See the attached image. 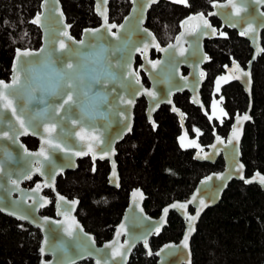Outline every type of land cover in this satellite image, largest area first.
<instances>
[{
    "label": "water",
    "instance_id": "obj_1",
    "mask_svg": "<svg viewBox=\"0 0 264 264\" xmlns=\"http://www.w3.org/2000/svg\"><path fill=\"white\" fill-rule=\"evenodd\" d=\"M92 1L94 14L98 18L99 24L94 28H84L79 38H75L71 34V25L68 23L63 12L60 0H41L39 11L31 20V23L39 30L40 46L33 50L17 49L12 59L9 80L4 81L11 83L14 66L18 64V50L39 52L41 49H47L48 51H54L59 38L58 34L64 30V25L70 26L67 30L75 40L85 39L89 42H96L93 37L85 35V30L101 29L105 21L103 15L100 13H106L107 23L109 25H117L116 29H112L113 32H117L121 25L124 27L120 33V41L113 40L102 30L100 35L103 37V43L122 49V51L117 52L116 58L122 61L130 59L132 70L136 73L137 71L142 72L147 80L148 87L144 86L142 78L139 76L143 89L155 91L157 93L156 99L147 96L143 89H140L134 83L126 81L124 93L127 98L133 99L134 103L130 107H123L116 104L117 110H122L127 115V119L124 122H121L115 111L109 113L108 121L101 126L103 136L101 144L95 148V158L92 153L80 156L73 154L77 151L87 152L88 141H79L73 135L78 129L69 127L67 123H61L60 129L64 131L61 132L60 129H57L54 135L55 139L66 150L61 152L50 149L49 160L43 161L41 172L31 171L34 167L33 161L37 158L35 156L25 155L24 150L26 146L22 144L20 139L28 136L37 139L39 145L36 150L30 151L26 149L29 153H36L42 147V139L47 140L45 133L39 126H35L34 131H31L29 134L19 135L18 142L13 143L12 140L7 139L8 134L5 130H8L7 120H16V117L14 115L10 116L7 113H0V134H2L0 135V167L3 169L0 171V213L20 222L27 223L40 231L42 237L38 249L40 255L39 264H79L85 260H91L93 264H97L98 259L103 264V260L109 258L112 251V248L106 247L107 245H111L114 248L123 246L121 250H126V264L129 263L132 253L138 246L143 248L149 258L154 255L156 264H192L191 241L196 234L199 220L206 210L220 203L223 193L232 182L237 181L245 185H257L264 193V185H261L257 180L253 179L257 174L261 176H264V174L255 171L250 176H246V168L241 160V142L244 130L246 125L252 122V67L263 53L261 35L264 31V2L257 3L256 0H233L236 3V7L241 9L237 14L232 5L229 4V0L222 2L214 1L211 4V11L208 14H190L182 19L179 24V32L174 40L166 46H161L153 32L145 26L148 12L160 2L187 7L188 0L183 4L174 3L173 0H156L155 3L150 2V0H129L131 3L130 10L119 24L109 21L110 0H107V3H105V0ZM61 13L63 14L62 23ZM201 14L208 20L211 28L216 30L215 35L211 34L210 29L204 31L197 29L196 33L191 35L187 34L199 23L197 17ZM37 15L40 16V23H33ZM211 18H216L220 22L219 29L212 25ZM249 23L252 24L255 32L242 36L241 32L248 27ZM225 28L236 31L239 37L247 40L252 50V55L245 69L238 62L232 61L231 66H226L224 72L214 79L211 109L213 112L218 111L225 115L223 107L220 106V100L215 99V96H220L222 89L232 83H238L243 88L244 94L248 98V108L245 112L235 115L231 128L225 138H220L214 132L215 138L213 143L206 150L202 151V147H200L197 139H191L189 137L185 127L184 114L180 109L175 107L173 96L177 93L187 92L190 95V102L194 106L202 107V110H204L200 90L207 78L204 66L209 62V57L204 46L205 41L225 37V35H220ZM149 33L151 35H148ZM177 37L182 38L180 43L186 49H189V45H191V48L185 52L183 57L175 55L172 49L165 52L158 51L156 47L151 46L152 41H155V44L159 48H168L170 44L177 43ZM144 43L150 45L146 49V56L134 51L135 47H142ZM74 47L75 45H72V48ZM152 50L160 55L159 58L151 59ZM64 55H69V53ZM137 56L140 58L141 64L136 71L135 62ZM205 56L208 57L207 60L204 59ZM22 58H20L19 62L22 61ZM147 60L164 61L165 63L161 64L160 69L154 72L151 70L150 65H148ZM236 66H239L241 71L248 72L250 76L241 77L240 79L232 78L239 75L235 70ZM183 69L187 71L186 74L183 73ZM201 72L204 73L203 76L200 75ZM181 77L187 78L186 83ZM220 77H224L225 80L220 81V90L217 91V80ZM141 98H144L146 101V117L154 128L153 114L162 105L170 106L171 112L176 114L180 123L181 134L177 138L178 146L182 151L194 150V161L214 164L221 157L224 166L221 171L210 173L200 179L187 200L173 201L165 206L157 218L151 217L145 212L143 204L146 196L144 192L140 188L132 189L128 197V205L119 223L115 226L112 238L98 245L94 235L85 230L76 216L80 201L77 198L69 199L60 194L56 188L57 178L63 176L66 172L77 170L78 161L89 158L93 164L97 161L108 162V185L118 190L120 188V177L116 163V147L125 137L132 133L134 109L136 102ZM169 101L171 102L169 103ZM115 103L113 100V104ZM244 115L249 116L250 119L242 122V127L239 128L238 142L232 140L229 143V140L233 136L234 126L237 124V117ZM5 116H7V120ZM128 124L131 126L130 131L127 127ZM18 132L19 129L17 128L16 133L13 134L15 135ZM217 137L222 142H218ZM193 141L195 144L192 143ZM105 148L110 152H114V155L100 159V156L103 154L102 149ZM241 165L243 166L242 170L240 168ZM113 173H115V176ZM29 175L31 178H27ZM33 176H37L40 180L32 188H24L23 183L30 181ZM10 180H16L17 185L11 184ZM246 181L251 182L246 183ZM37 186H39L38 191ZM44 190H50L54 196L55 217L42 216L40 214L42 209L47 208L51 204L49 197L43 195ZM60 197L64 199L60 200ZM193 197H196V199L193 200ZM200 199H204L207 206L200 211L198 218L192 223V230L190 231L187 217L196 215L197 209L200 207ZM73 201L76 203L73 204ZM190 201L191 203H189ZM174 204H183L186 207L173 208L172 205ZM166 208L168 209L167 213L164 211ZM189 208L193 209L194 212L190 213ZM171 212L176 213L184 222L182 237L177 243H166L153 253L149 245L150 240L158 237L162 233L163 229L168 225V217ZM73 218L76 224L79 225V228L73 230V237H68L64 229L65 227H71V220ZM156 228L160 229L158 233L156 232ZM186 235L188 236V240L187 247L185 248ZM145 240L147 241V246H145ZM110 264H125V262L117 258L114 261L110 260Z\"/></svg>",
    "mask_w": 264,
    "mask_h": 264
},
{
    "label": "trees",
    "instance_id": "obj_2",
    "mask_svg": "<svg viewBox=\"0 0 264 264\" xmlns=\"http://www.w3.org/2000/svg\"><path fill=\"white\" fill-rule=\"evenodd\" d=\"M214 1L188 0L187 8L160 2L148 12L146 27L160 45L170 43L179 32L181 20L189 14L211 10ZM41 0H0V79L8 80L11 63L17 49H37L39 30L31 23L39 11ZM63 12L71 25V34L79 38L84 28L98 26L92 0H60ZM131 7L129 0H110L109 21L119 24ZM214 25H218L213 20ZM224 39L206 42L205 50L211 58L206 66L208 79L204 96L210 91L213 77L228 64L230 57L245 64L251 57L249 43L234 31H226ZM262 55L252 67V122L247 124L241 142V160L246 176L258 171L264 174V31L261 35ZM224 105L230 114L247 109L248 98L242 88L231 84L223 90ZM175 103L187 115L189 129L197 127L201 144L211 137L210 127L199 111L190 106L186 94ZM144 103L135 106L132 133L116 147V161L120 175L118 190L108 186V166L98 162L95 169L88 159L78 162V169L57 179V190L69 199L77 198V217L87 232L94 235L98 245L110 240L115 226L127 206L128 195L140 188L146 198L144 209L152 217L173 201L186 200L198 181L211 172L223 169L221 158L214 165L193 161L191 151H181L176 138L179 126L167 107L156 114L154 131L144 117ZM228 123V122H227ZM226 123V124H227ZM225 125L219 131L224 135ZM35 146L34 140L25 141ZM190 211H192L190 209ZM52 208L44 211L51 215ZM184 229L183 221L170 213L168 225L150 240L154 253L165 243L178 242ZM40 232L26 223L0 213V264H39ZM192 264H262L264 262V193L257 185L232 182L223 193L220 203L204 212L191 241ZM79 264H93L91 260ZM128 264H156L154 255L148 257L141 246L131 255Z\"/></svg>",
    "mask_w": 264,
    "mask_h": 264
},
{
    "label": "clouds",
    "instance_id": "obj_3",
    "mask_svg": "<svg viewBox=\"0 0 264 264\" xmlns=\"http://www.w3.org/2000/svg\"><path fill=\"white\" fill-rule=\"evenodd\" d=\"M66 53L67 46L62 49L57 45L54 51L45 49L23 57L17 64V82L9 89H0L7 97L0 99V111L15 109L26 123L39 126L54 143L58 141L53 126L60 129L61 123L103 133L101 126L109 119L114 90L121 87L120 77L127 68L114 59L106 43L95 49L85 47L79 54L75 49L71 56ZM70 93L72 112L56 121V109Z\"/></svg>",
    "mask_w": 264,
    "mask_h": 264
},
{
    "label": "snow or ice",
    "instance_id": "obj_4",
    "mask_svg": "<svg viewBox=\"0 0 264 264\" xmlns=\"http://www.w3.org/2000/svg\"><path fill=\"white\" fill-rule=\"evenodd\" d=\"M150 2L155 3L156 0H150ZM174 3H179V4H183L186 3V0H173ZM257 3L260 2H264V0H256ZM105 3H107V0H105ZM229 4L232 5L233 9L235 10V12L238 14L241 9L236 7V3L233 2V0H229ZM214 6H219V5H214ZM98 12H99V8H98ZM101 15H103L104 17V25L102 26L101 29H87L85 30V35L86 36H91L93 37L96 42L94 43H88L87 40L85 39H81V40H75L68 32V28L70 27L69 25H64V30L59 32L58 34V40H57V45L59 46V48H65L67 46V53H69V55L71 56L73 54V50L75 49L76 54H79L83 51V49L85 47L89 48V49H95L97 47H102L103 46V37H101L100 33L103 30L107 36L111 37L113 40L116 41H120L121 40V31L123 30V25H121L118 29L117 32H113L112 29H116L117 25L115 24H111L109 25L107 23V16L106 13H100ZM61 23L63 22V14L61 13ZM191 19V18H190ZM197 20L199 21V23L192 28L191 32L187 33L188 35H191L193 33H196L197 29H200L201 31L204 30H211V34L215 35L216 34V30L214 28H211V25L209 24L208 20L201 14L197 17ZM33 23H40V16L37 15L36 19L33 20ZM146 31V30H145ZM255 32V29L253 28L252 24L249 23L248 27L246 29H244L241 32L242 36L248 35L249 33H253ZM207 34V33H205ZM148 35H151L150 33ZM221 36L225 35V33L221 32L220 33ZM177 43L176 44H170L168 46V48H159L158 45L155 44V41H152L151 46L156 47L158 51H168L169 49H172L174 51L175 55H179L180 57H183L185 55V52L188 51L191 48V45H189V49H186L182 43H180L181 41V37H177ZM72 45H75L74 48H72ZM150 45L148 43H144V45L142 47L137 46L135 47L134 51L140 53L141 55H145L146 56V49L149 47ZM71 49V51H70ZM112 52L114 54V59H116L117 61H121L123 64L127 65V68L125 69V74H126V78H125V74H122L120 79L123 81V83L121 84V87L118 89L114 90V101L116 102L115 104L112 103V108H111V112L115 111L116 115L120 118L121 122H124L127 119V115L124 111L122 110H117L116 108V104L123 106V107H130L133 103L134 100L127 98L126 94L124 93V89L126 87L125 82H132L135 85H137L140 89H143V85L141 84L139 75L134 72L132 70V65H131V61L129 60H125L122 61L119 58H116V54L117 52L122 51L121 48L119 47H111ZM45 51V49H41L40 52ZM36 54V52L33 51H29V50H24V51H17V58H18V62L20 60L21 57H26L29 55H34ZM205 60L208 59V57H204ZM148 65H150V68L152 71L156 72L160 69L161 64L165 63L164 61H151V60H147ZM236 72L239 73V75H236L232 78L234 79H240L241 77H249L250 74L248 72H243L239 69V66H236ZM201 76L204 75L203 72L200 73ZM167 78V77H166ZM18 79V73H17V66H14V70H13V75L11 78V83H6L4 80H0V89H9L11 87L12 84H15L17 82ZM181 79L185 80V83L187 81L186 77H181ZM221 80H225L224 77H220L217 80V91L220 90L219 86H220V81ZM227 82V81H225ZM143 91L145 92V94L153 99H156L157 93L155 91L152 90H147V89H143ZM121 92L124 93V95H121ZM0 99H7V97L4 94V91L0 90ZM72 100H73V96L70 93L67 98L65 100L62 101L61 103V107L56 109V115L54 117V119L60 120L63 116L65 115H70L72 112ZM171 101H169L170 103ZM173 111H175V109H173ZM0 113H7L10 114V116H15L16 120H7V116H5V119L7 120V129L5 130L7 132V139L12 140L13 143H17L18 142V136L19 135H25V134H29L31 131L35 130V126L30 124V123H26L25 120L23 119V117L19 114L16 113L15 109H12L10 112L9 111H0ZM226 115V114H225ZM211 119V117H210ZM250 119L249 116L244 115V116H238L237 117V124L234 126L233 129V136L232 138L229 140V143L232 142V140H236L238 142L239 139V128L242 127V122L245 120ZM155 126V125H154ZM128 130H131V126L130 124L127 125ZM17 128L19 129V132L17 134H13L16 133ZM57 128L55 127V125L53 126V132L56 133ZM102 136L103 133H99L98 131L95 130H91L88 127H80L78 128V130L75 132V137L79 140V141H88L87 143V152H82V151H77L75 153H73L76 156H80V155H85L87 153H92L93 157L95 158L96 152H95V148L101 144L102 141ZM218 142H222L219 140V137H217ZM193 144H195V142H192ZM183 146V145H182ZM21 147H23L21 145ZM53 149V150H59L61 152H64L66 149L65 147H62L60 142H56L53 144V140L52 139H47V140H43L42 139V147L40 149L39 152L36 153H29L27 152V150L25 149V155H30V156H35L37 159L35 161H33L34 167L31 169V171L33 172H41L42 170V166H43V161H48L49 160V150ZM103 154L100 156V159H104L105 157H110L111 155H114V152H110L107 150V148L102 149ZM42 158V159H41ZM113 167H115L113 165ZM241 170L243 168V166H240ZM2 167H0V171H2ZM113 175L115 176V173H113ZM27 178H31L30 175L27 176ZM254 180H257L261 185H264V176H261L259 174H257L255 177H253ZM251 181H246V183H249ZM10 183L13 185H17V181L16 180H10ZM39 190V186H37V191ZM63 197H60V200H63ZM196 197H193V200H195ZM46 203V201H45ZM73 204H75L76 202L73 201ZM191 203V201L189 202ZM199 208L197 209V213L195 216H188L187 219L189 221V226H190V231L191 229V225L192 223L198 218L200 211L206 207V203L204 199H200L199 200ZM173 208H185L186 205H172ZM165 213H167L168 209L166 208ZM79 228V225L76 224L74 218L71 220V227H65V233L68 237H73L74 236V229ZM159 228H156V232H159ZM187 240H188V236H185V243H184V247H187ZM127 243V242H126ZM145 246H147V241L145 240ZM107 248H112L110 257L107 259L103 260V264H110V260H116L117 258L123 262H125L126 264V250L122 251L121 249L123 248V246H120L119 248H114L111 245H107ZM43 251V249H42ZM97 264H101V260H97Z\"/></svg>",
    "mask_w": 264,
    "mask_h": 264
},
{
    "label": "flooded vegetation",
    "instance_id": "obj_5",
    "mask_svg": "<svg viewBox=\"0 0 264 264\" xmlns=\"http://www.w3.org/2000/svg\"><path fill=\"white\" fill-rule=\"evenodd\" d=\"M167 3V2H166ZM171 4V3H170ZM174 5V4H173ZM178 6V5H177ZM188 6H189V3H188ZM187 6V7H188ZM182 7V6H181ZM187 7H184V8H187ZM211 11V10H210ZM209 11V12H210ZM208 12V13H209ZM200 13V12H199ZM207 13V14H208ZM196 14V13H195ZM204 14V13H203ZM190 15V14H189ZM206 15V14H205ZM188 16V15H187ZM185 18V17H184ZM183 18V19H184ZM213 20H216V22L218 23V25H214L213 23H212V21ZM210 21H211V23H212V25L213 26H215L216 28H220V22L216 19V18H211L210 19ZM146 25V24H145ZM147 28V27H146ZM151 31V30H150ZM226 31H231V30H228V29H223V31L222 32H224L225 33V37H223V38H220V39H224V38H226V35H227V32ZM152 32V31H151ZM234 32H236V31H234ZM237 33V32H236ZM154 34V33H153ZM178 34V33H177ZM155 35V34H154ZM238 35V34H237ZM156 37V36H155ZM175 38V37H174ZM241 38V37H240ZM243 39V38H242ZM174 40V39H173ZM172 40V41H173ZM214 40H218V39H214ZM245 40V39H244ZM171 41V42H172ZM210 41H213V40H210ZM209 40H207V41H205V44H206V42H210ZM247 41V40H246ZM159 42V41H158ZM248 42V41H247ZM249 43V42H248ZM160 44V43H159ZM169 44V43H168ZM162 46V45H161ZM164 46H166V45H164ZM205 46V45H204ZM206 51V50H205ZM207 53V52H206ZM207 55H208V57H209V62L204 66V69H205V71H206V74H207V78H206V81H207V79H208V71L206 70V66H208V64L211 62V58H210V56H209V54L207 53ZM252 55V54H251ZM159 54L158 53H156L154 50H152L151 51V59L152 60H154V59H156V58H159ZM251 58V57H250ZM250 58H249V60H250ZM248 60V61H249ZM232 61H236V62H238L244 69L246 68V64H247V62L245 63V64H242L240 61H238V60H236V59H234L233 57H230V60H229V62H228V64H225L223 67H222V71L219 73V74H217L216 76H214L213 77V80H212V83H211V85H210V87H209V92H208V94H207V98H203V96H204V94H203V90H204V85L206 84V81L204 82V84H203V86H202V88H201V90H200V95H201V101H202V104H203V108H204V110H202V107H197V106H194L191 102H190V95H189V93H187V92H183V93H177V94H175L174 96H173V102H174V104H175V107L176 108H178V109H180L181 111H182V113L184 114V120H185V127H186V130H187V133H188V135H189V137L191 138V139H194V138H196L197 139V142L199 143V145H200V147H202V151L203 150H206L207 149V147L210 145V144H212L213 143V141H214V138H215V135H214V132H216L217 133V135L220 137V138H225L226 136H227V133L229 132V130H230V128H231V125H232V123H233V120H234V117H235V115L236 114H241V113H243V112H245V111H242V112H235L234 114H230L229 112H228V109L226 108V106L224 105V98H223V96H222V94H223V90L227 87H224L223 89H222V91H221V95L220 96H215V99H217V100H220V106L221 107H223V110L225 111V114L226 115H224V114H222L221 112L219 113L218 111H215V112H213L212 111V109H211V103H212V100H213V81H214V79L217 77V76H219V75H221L223 72H224V68L226 67V66H231V63H232ZM141 64V61H140V58L137 56L136 57V62H135V68H136V71H137V68L139 67V65ZM186 70L185 69H183V73L184 74H186ZM137 74L139 75V76H141V78H142V82H143V84H144V86H146V87H148V83H147V80H146V78H145V76L143 75V73L142 72H139V71H137ZM8 80H9V78H8ZM7 81V80H6ZM232 84H237V85H239L238 83H232ZM231 85V84H230ZM229 86V85H228ZM240 86V85H239ZM241 87V86H240ZM242 88V87H241ZM242 90H243V88H242ZM243 93H244V91H243ZM182 94H186L187 96H188V103H189V105L190 106H192V107H194V108H196L198 111H199V113H200V115L204 118V120L206 121V123L208 124V126L210 127V133H211V137L209 138V141H208V143H206V144H201V142H200V132H199V129L197 128V127H195V126H193L192 127V129H189L188 128V125H187V119H188V115L180 108V107H178L177 105H176V103H175V98L177 97V96H179V95H182ZM140 100H142L143 101V103H144V110H143V113H144V117H145V120H146V122H147V124L148 125H150L151 126V128L155 131L156 130V128H157V123H156V114H157V112L160 110V108L161 107H167L168 108V111H169V113L170 114H172L175 118H176V120H177V123H178V126H179V134H178V136H177V138L180 136V134H181V128H180V123H179V121H178V118H177V116H176V114H174V113H172L171 112V108H170V106H167V105H162L154 114H153V122H154V124H155V128L152 126V124L151 123H149L148 122V120H147V117H146V101H145V99L144 98H141V99H139L138 101H140ZM138 101L136 102V105H137V103H138ZM247 108H248V105H247ZM134 111H135V109H134ZM227 116V117H226ZM210 117H211V119H210ZM134 119H135V114H134ZM228 122V123H227ZM227 123V124H226ZM225 125H227V132L224 134V135H220V133H219V131L221 130V128H223ZM133 130V129H132ZM177 138H176V141H177ZM28 139H30V140H34L35 142H36V145L35 146H30V145H28L25 141L26 140H28ZM20 141L22 142V144H24L25 146H26V149L27 150H30V151H34V150H36L37 148H38V145H39V141L37 140V139H35L34 137H31V136H28V137H23V138H21L20 139ZM177 145H178V142H177ZM179 147V146H178ZM180 149V148H179ZM181 150V149H180ZM182 151V150H181ZM186 151H191L192 152V159H193V155H194V150H186ZM219 158H221V157H219ZM218 158V159H219ZM86 159H88L89 161H90V159L89 158H86ZM218 159H217V161H218ZM222 159V158H221ZM84 160V159H83ZM79 161H81V160H79ZM78 161V162H79ZM194 161V160H193ZM216 161V162H217ZM98 162H100V161H97L95 164H93L91 161H90V163L92 164V168L93 169H95L96 168V166H97V163ZM195 162H197V161H195ZM215 162V163H216ZM104 163H106L107 164V166H108V172H107V177H106V180H107V184H108V174H109V164H108V162H104ZM116 163H117V161H116ZM199 163V162H198ZM214 163V164H215ZM204 164H208V163H204ZM214 164H208V165H214ZM117 167H118V163H117ZM78 169V168H77ZM76 171V170H75ZM119 172V171H118ZM219 172V171H218ZM67 173V172H66ZM65 173V174H66ZM211 173H213V172H211ZM64 174V175H65ZM210 174V173H209ZM63 175V176H64ZM208 175V174H207ZM61 177V176H60ZM119 177H120V175H119ZM59 178V177H58ZM57 178V179H58ZM203 178V177H202ZM201 178V179H202ZM40 179L37 177V176H33L32 177V179L30 180V181H26L25 183H23V187L24 188H27V189H29V188H32L38 181H39ZM200 181V180H199ZM198 181V182H199ZM109 186V185H108ZM56 188H57V182H56ZM194 190V189H193ZM58 191V190H57ZM132 191V190H131ZM130 191V192H131ZM59 192V191H58ZM60 193V192H59ZM61 194V193H60ZM130 194V193H129ZM43 195H45V196H47V197H49V199H50V201H51V204H50V206H48L47 208H45V209H42L41 211H40V214L42 215V216H49V217H55V213H54V196H53V194H52V192L50 191V190H44L43 191ZM128 197H129V195H128ZM68 198V197H67ZM72 199H75V198H72ZM188 199V198H187ZM186 199V200H187ZM183 201H185V200H183ZM172 203V202H171ZM127 205H128V202H127ZM167 206V205H166ZM127 207V206H126ZM49 208H52V210H53V212H52V214L51 215H48V214H44V211H46L47 209H49ZM79 208V207H78ZM126 209V208H125ZM190 209L191 208H189V212L190 213H193L194 211H193V209H191L192 211H190ZM78 211V210H77ZM125 211V210H124ZM162 211V210H161ZM146 212V211H145ZM124 213V212H123ZM161 213V212H160ZM171 213H174V212H171ZM174 214H176V213H174ZM149 215V214H148ZM170 215V214H169ZM177 215V214H176ZM76 216H77V213H76ZM122 216H123V214H122ZM121 216V217H122ZM178 216V215H177ZM152 217V216H151ZM159 217V216H158ZM179 217V216H178ZM78 218V217H77ZM154 218H157V217H154ZM169 218V217H168ZM180 218V217H179ZM181 219V218H180ZM79 220V219H78ZM182 220V219H181ZM18 221V220H17ZM80 221V220H79ZM183 221V220H182ZM22 223H24V222H22ZM119 223V222H118ZM27 224V223H26ZM183 225H184V222H183ZM30 226V225H29ZM167 227V226H166ZM165 227V228H166ZM164 228V229H165ZM36 229V228H35ZM163 229V230H164ZM39 231V230H38ZM183 231H184V229H183ZM40 232V231H39ZM163 232V231H162ZM41 234V233H40ZM183 234V233H182ZM42 237V236H41ZM182 237V236H181ZM154 238H156V237H154ZM153 239V238H152ZM181 239V238H180ZM174 243H177V242H174ZM166 244V243H165ZM149 245H150V243H149ZM164 245V244H163ZM161 247V246H160ZM159 247V248H160Z\"/></svg>",
    "mask_w": 264,
    "mask_h": 264
}]
</instances>
